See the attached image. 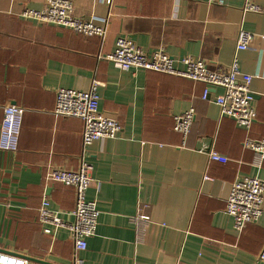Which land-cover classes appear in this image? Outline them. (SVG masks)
<instances>
[{
    "label": "crops",
    "instance_id": "obj_1",
    "mask_svg": "<svg viewBox=\"0 0 264 264\" xmlns=\"http://www.w3.org/2000/svg\"><path fill=\"white\" fill-rule=\"evenodd\" d=\"M72 1L76 15L107 19L105 36L19 15L42 9L45 0H0V127L6 104L25 108L17 150L0 148V250L27 264H40L33 258L74 263L70 232H46L39 208L46 196L53 210L72 219L75 188L47 173L77 170L84 158L95 182L87 197L101 212L96 234L80 252L84 264H264V211L242 231L226 212L236 179H264V162L253 164V151L243 145L247 137H264V0H253L259 11H244L245 0ZM240 28L253 34L244 50L236 48ZM120 35L147 52L164 46L175 58H204L212 70L237 56L253 75L256 120L245 128L221 116L215 101L221 87L203 98V82L118 68L107 55ZM95 78L101 110L123 129L85 147L83 120L54 114L56 91L87 90ZM192 106L196 117L183 144L174 118ZM211 144L229 160H210L201 148ZM139 212L150 219L139 222Z\"/></svg>",
    "mask_w": 264,
    "mask_h": 264
},
{
    "label": "built area",
    "instance_id": "obj_2",
    "mask_svg": "<svg viewBox=\"0 0 264 264\" xmlns=\"http://www.w3.org/2000/svg\"><path fill=\"white\" fill-rule=\"evenodd\" d=\"M109 4L111 0H106ZM210 3L223 4L224 0H208ZM244 11H259L261 6L253 0H245ZM22 17L38 23H52L74 29L85 35L105 36L107 19L97 21L95 16L84 18L76 15L72 0H45L42 9L25 8ZM253 40L252 32L240 28L237 36V50L247 49ZM114 65L122 70L144 69L185 76L205 83L203 98H208L211 87H221L222 92L216 95L215 101L220 108L221 116H231L235 121L250 128L257 118L255 92L251 88L253 75L244 72L237 56L223 69L212 70L204 58L192 55L175 58L164 46H158L151 52L141 48L128 35H120L116 40L114 52L107 55ZM176 62L184 68L176 66ZM101 82L92 80L87 90L61 87L56 91L54 114L65 117H79L84 122L83 145L87 147L102 138H115L122 131V123L100 108L99 86ZM0 127V148L5 151H16L21 131L25 108L18 104H6ZM196 117L192 106L175 116L174 130L183 136V144L191 132ZM243 145L253 151V164L261 166L264 162V137L245 138ZM210 160L227 162L229 157L215 149L214 145H204ZM92 164L82 159L77 170L52 167L47 173L49 179L73 186L76 204L70 212L72 219L61 217L50 206L48 197H44L39 208V220L46 232L57 228L67 229L75 243L73 264H84L80 252L88 246V238L96 234L100 210L95 199L87 197L88 189L95 183L92 177ZM205 179L211 178L208 175ZM98 185V184H96ZM264 211V179L258 176H243L236 179L227 199L226 212L234 219V226L242 231L251 223L259 220ZM136 219L148 221L150 216L139 212ZM264 260V249L259 253ZM0 264H27L19 254L0 250Z\"/></svg>",
    "mask_w": 264,
    "mask_h": 264
},
{
    "label": "water",
    "instance_id": "obj_3",
    "mask_svg": "<svg viewBox=\"0 0 264 264\" xmlns=\"http://www.w3.org/2000/svg\"><path fill=\"white\" fill-rule=\"evenodd\" d=\"M35 261L39 262L40 264H58L56 262H51L49 260H44V259H37V258H33Z\"/></svg>",
    "mask_w": 264,
    "mask_h": 264
}]
</instances>
